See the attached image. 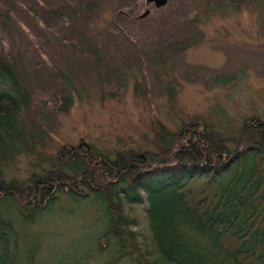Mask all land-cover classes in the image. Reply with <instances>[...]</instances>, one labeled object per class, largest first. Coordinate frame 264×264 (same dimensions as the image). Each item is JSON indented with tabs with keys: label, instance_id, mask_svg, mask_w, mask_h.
<instances>
[{
	"label": "rangeland",
	"instance_id": "obj_1",
	"mask_svg": "<svg viewBox=\"0 0 264 264\" xmlns=\"http://www.w3.org/2000/svg\"><path fill=\"white\" fill-rule=\"evenodd\" d=\"M0 57L28 91L22 121L47 134L43 158L79 144L111 158L117 151L157 152L155 125L179 139L191 122L228 139L232 150L240 129L253 119L264 123V0H168L159 9L146 0H0ZM64 101L66 111L57 112ZM259 158L249 155L232 168L224 189L233 190L238 171L236 191L261 177L260 191ZM35 162L17 158L11 175L26 182L40 172ZM149 198L123 207L142 258L112 238L105 243L113 213L94 194L59 193L32 213L2 202L0 263L147 264L145 254L160 257L146 218ZM194 234L199 263L238 264L212 237Z\"/></svg>",
	"mask_w": 264,
	"mask_h": 264
},
{
	"label": "trees",
	"instance_id": "obj_2",
	"mask_svg": "<svg viewBox=\"0 0 264 264\" xmlns=\"http://www.w3.org/2000/svg\"><path fill=\"white\" fill-rule=\"evenodd\" d=\"M55 14L65 17L60 10ZM29 100L16 67L0 57V206L4 202L9 209L32 213L46 209L59 193L79 199L94 194L113 213L105 243L112 238L128 248L130 257L142 258L137 235L130 230L134 219L123 213V207L130 202L142 204L151 196L146 218L160 257L145 254L147 264H201L195 250L201 241L196 231L212 237L238 264H264V254L259 252L260 247L264 251V185L261 191L243 195L247 183L236 191L242 180L238 171L233 190L226 191L222 183L249 155L260 156L264 164V123L260 120L253 119L254 125L240 129L232 150L228 139L191 122L179 130V139L155 125L161 139L157 152L117 151L111 158L79 144L62 146L53 157L43 158L40 145L46 140L45 130L40 125L26 126L20 117ZM66 109L64 101L55 110ZM19 157L36 160L32 166L40 170L26 182L11 175ZM261 170L264 179V165ZM198 180L202 181L194 189ZM258 182L262 184L261 177ZM247 211L251 212L246 219ZM6 262L4 258L0 264Z\"/></svg>",
	"mask_w": 264,
	"mask_h": 264
},
{
	"label": "bare ground",
	"instance_id": "obj_3",
	"mask_svg": "<svg viewBox=\"0 0 264 264\" xmlns=\"http://www.w3.org/2000/svg\"><path fill=\"white\" fill-rule=\"evenodd\" d=\"M225 176H227V175H225ZM225 176H224V178H225ZM224 178H223V179H224ZM223 179H222V181H223ZM250 182H252L250 185H254V186H253L254 190H253L252 188H247V191H246V192H243V195L246 194V195H249V196H250L252 193H254V192H255V193L258 192V190L261 188V187H260V183H259L258 181H256V180H255V181H254V180L252 181V178H251V180H250L248 183H250ZM257 182H258V183H257ZM255 187H258V188H255ZM261 190H262V189H261ZM261 190H260V191H261ZM239 192H240V191H239Z\"/></svg>",
	"mask_w": 264,
	"mask_h": 264
},
{
	"label": "water",
	"instance_id": "obj_4",
	"mask_svg": "<svg viewBox=\"0 0 264 264\" xmlns=\"http://www.w3.org/2000/svg\"><path fill=\"white\" fill-rule=\"evenodd\" d=\"M147 4L153 3L154 7L159 9L164 7L168 0H146ZM147 13H145L143 16H145Z\"/></svg>",
	"mask_w": 264,
	"mask_h": 264
},
{
	"label": "flooded vegetation",
	"instance_id": "obj_5",
	"mask_svg": "<svg viewBox=\"0 0 264 264\" xmlns=\"http://www.w3.org/2000/svg\"><path fill=\"white\" fill-rule=\"evenodd\" d=\"M153 5V3H150V4H148V5ZM145 13H147L145 16H143ZM149 15V11H145L142 15H140V17L141 18H145V17H147Z\"/></svg>",
	"mask_w": 264,
	"mask_h": 264
}]
</instances>
